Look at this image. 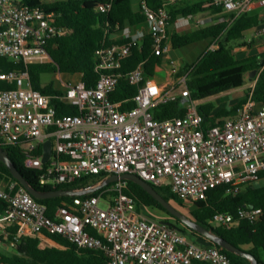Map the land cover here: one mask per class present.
<instances>
[{
	"label": "built area",
	"instance_id": "1",
	"mask_svg": "<svg viewBox=\"0 0 264 264\" xmlns=\"http://www.w3.org/2000/svg\"><path fill=\"white\" fill-rule=\"evenodd\" d=\"M180 1L167 0L157 10L142 2L154 50L165 56L172 49L169 7ZM213 1L234 17L264 6V0ZM192 20L193 15L179 17L176 28ZM63 31L54 16L40 8L0 0V57L26 66L0 71V83L15 85L0 89V144L20 147L25 165L41 172V184L56 188L103 174L136 175L154 187H169L193 206L207 201L214 190L237 194L262 180L264 104L253 99L252 91L235 118L213 127H204L199 102L191 99L187 88L186 115L159 120L152 109L176 101L177 87L185 86L186 77L159 85L148 79L140 64L127 76L138 89L137 106L122 111L112 101L123 62L145 33L133 35L127 43L99 48L98 81L92 87L79 80L63 83L62 100L77 112L59 114L53 104L56 96L33 88L28 66L48 62V44ZM130 32L128 27L124 30L126 38ZM256 36L264 37V27ZM48 140L53 151L44 163ZM127 181H116L96 196L76 198L49 216L47 206L19 181L0 177V199L7 203L0 211V247L15 249L23 238L54 234L78 249L102 252L109 264H231L220 249L198 245L163 220L140 212L134 197L126 193ZM262 215V208L244 206L236 214L216 213L210 224L230 229L242 221L256 222Z\"/></svg>",
	"mask_w": 264,
	"mask_h": 264
},
{
	"label": "trees",
	"instance_id": "2",
	"mask_svg": "<svg viewBox=\"0 0 264 264\" xmlns=\"http://www.w3.org/2000/svg\"><path fill=\"white\" fill-rule=\"evenodd\" d=\"M137 3V8L135 7ZM142 2L150 9L157 10L167 0H50L42 3L41 0H19L22 6L40 8L47 15L55 18L58 27L63 34L52 39L48 44L50 60L46 63H37L28 66L33 88L45 95L56 96L53 104L59 114H75V108L67 105L63 100V90L56 86L54 81L48 84L42 83L44 74H61L77 76L88 87H92L99 79L96 72L98 63L96 51L101 47L114 44L127 43L132 40L134 31L138 28H146L147 17L142 7ZM105 8V11L103 9ZM170 20L168 32L176 30V22L179 17L198 15L205 12H221L222 8L215 6L213 0L189 2L186 5H174L169 7ZM259 11L251 10L238 17L231 16L232 21H223L208 27L198 28L190 33L181 34L173 31L170 36L173 49H181L205 39H214L216 48L207 50L196 62L185 64L178 77H186L185 86L194 101H202L230 90L243 87L246 83V75L254 70H261L253 92V99L258 104H264V60L260 62L258 57H250L238 60L233 51L241 45L245 34L257 28L262 22ZM130 28V36L124 35V30ZM165 55L154 50V35L146 31L140 42L133 44L131 55L123 62L120 70L121 77L116 90L111 94L112 101L120 104L122 111L134 109L137 104L134 97L138 93L136 86L129 83L127 76L138 65L143 64L144 73L150 80H154L156 71L163 65ZM23 62H16L6 57H0V71L8 72L24 70ZM15 85L0 83V89H13ZM249 95V94H248ZM239 103L229 110H221L215 116H210V106H200L199 111L204 116V127H213L222 124L226 119L236 117ZM153 116L159 120L183 117L187 113L184 98L168 104H160L152 109ZM5 150L16 168L21 172L29 184L40 191H53L59 189H79L101 182L108 175L91 176L73 184H65L53 188L43 185L40 181L41 172L25 165L24 151L18 146H5ZM0 177L13 179L10 169L0 161ZM264 181V172L261 174ZM126 193L136 200L137 208L141 212L143 208L157 209L172 220L164 222L180 230L189 240H198L207 243L204 246H214L225 253L231 264H252L248 259L236 255L221 248L218 244L208 240L198 232L188 228L179 219L169 214L162 205L140 185L127 181ZM108 185L95 193L78 197H58L40 200L36 199L48 208V215L53 216L56 209L65 203L72 202L76 198L96 196ZM155 189L169 202L177 203L184 207V201L174 195L169 187ZM7 203L0 199V211L6 208ZM254 206L262 208L263 215L256 222L242 221L233 228L214 227L210 220L218 212L236 214L239 208ZM191 219L203 227L211 229L216 235L224 238L234 246L252 254L259 262L264 264V183L261 187L250 185L237 194L226 195L220 188L211 192L207 201L197 202L190 210ZM49 239L57 246L44 244L39 237H26L21 239L13 254L1 255L0 264H109L102 252L78 249L58 235L47 234ZM200 242V243H201ZM246 246H250L246 249ZM195 264H206L195 262Z\"/></svg>",
	"mask_w": 264,
	"mask_h": 264
},
{
	"label": "crops",
	"instance_id": "3",
	"mask_svg": "<svg viewBox=\"0 0 264 264\" xmlns=\"http://www.w3.org/2000/svg\"><path fill=\"white\" fill-rule=\"evenodd\" d=\"M198 1H202V0H182L176 5L182 6V5H186L189 2H198ZM135 7L137 8L136 2H135ZM253 10L259 11V13H260L259 18L261 19L262 22L260 23V25L257 28H254L245 34V37L242 40L241 45L237 46L234 49L233 53L238 60H242V59L250 58V57H258V60L260 62H262L264 60V37L256 36V32L258 29L264 27V6L258 5ZM231 16H232V14L225 12V11L205 12V13H201L198 15H193V20L190 23H188L184 27H181L178 29L176 28V30H172L169 35L171 36L173 31H177L181 34H186V33L192 32L198 28L208 27V26L215 25V24H218V23L223 22V21H226V22L229 21L230 22V21H232V20H230ZM146 31H149L148 27H147V29L146 28L145 29L144 28H139V29L137 28L134 31V36H136L140 33H146ZM207 40H211V43L209 45L206 42H204ZM216 47H217L216 41L214 39L210 38V39H205V40L196 42L190 46L183 47L181 49H173L172 48L171 51L169 52V54H167L165 56L162 67L157 69L155 80L158 82L159 85H166V84L170 83V82H165L166 78L163 79L161 77H158V74L163 72V71H165V73H168L169 71H171L172 66H169L168 63L174 62L175 63V67H174L175 72H179L185 64H190V62L193 61V55L196 52V50L201 48V50L199 52L200 54H198L199 55L197 58V60H198L201 57V54L203 55L210 48L215 49ZM177 52H179V53H177ZM177 54H180V55H177ZM188 60L190 62H188ZM194 62H192V63H194ZM260 73H261V70L260 71L254 70V71L248 73L246 75V83L243 87L230 90L228 92L216 95V96L211 97V98L219 99L224 94H229V95H232L231 101L233 104H232L231 108L234 107L235 105H238L239 103H242V105H243L248 98L249 91L255 87V84L257 82V79H258ZM71 77H76L77 80L79 79V77H77V76H71ZM182 88L179 89L178 93H180ZM185 94H186V90L184 91V93H181V96H182V98H184V102L186 103V107H187V97ZM179 96H180V94H179ZM208 99H210V98H208ZM205 100H207V99H205ZM202 101H204V100H202ZM208 106H210V116H215L221 110L231 109L229 106H226L225 104H221L218 108H214L211 105H208ZM144 209L149 210L151 208H143L141 210L142 213H143ZM148 215L151 218L160 219L157 214L149 213ZM160 220H162V219H160ZM39 238L43 241L44 244L51 245V246H57V244L54 241H52L51 239H49L48 237H46L44 235L39 236ZM205 244H207V243L201 242V246H204ZM245 248L249 249L250 246H246ZM10 250L14 251L15 249L9 248L6 245L0 247V261L2 259L1 255H10V254L14 253V252L9 253Z\"/></svg>",
	"mask_w": 264,
	"mask_h": 264
},
{
	"label": "water",
	"instance_id": "4",
	"mask_svg": "<svg viewBox=\"0 0 264 264\" xmlns=\"http://www.w3.org/2000/svg\"><path fill=\"white\" fill-rule=\"evenodd\" d=\"M53 151L52 141L48 140L44 144V158L43 162L46 163L50 159ZM0 161H2L11 171V174L14 179L19 181L22 186H24L27 191L36 199L45 200L58 197H78L85 196L91 193H95L98 190L103 189L104 187L119 181V180H128L140 185L144 190H146L150 195H152L162 207L173 217L179 219L184 225L188 228L198 232L208 240L218 244L221 248L226 249L227 251L244 257L251 261L252 264H259L258 260L247 251L240 249L224 238L216 235L211 229L201 226L196 221L191 219L188 215L177 209L171 202L167 201L156 189L154 186L143 180L142 178L136 175H113L99 183L90 185L88 187H83L79 189H59L53 191H40L32 187L29 182L24 178L21 172L16 168L14 163L11 161L9 155L5 150L0 148ZM165 224L171 225V223L164 222ZM172 226V225H171Z\"/></svg>",
	"mask_w": 264,
	"mask_h": 264
},
{
	"label": "rangeland",
	"instance_id": "5",
	"mask_svg": "<svg viewBox=\"0 0 264 264\" xmlns=\"http://www.w3.org/2000/svg\"><path fill=\"white\" fill-rule=\"evenodd\" d=\"M48 1L50 0H41L42 3H47ZM206 42L208 45L211 43V40H207V41H204ZM211 49V48H210ZM201 48H199L198 50H196V52L194 53L193 55V61H189L190 64L192 62H196L197 61V58H198V54H200ZM179 53V52H177ZM177 55H180V54H177ZM202 56V54H201ZM169 66H172L171 67V71H169L168 73H165V71L161 72L158 74V77H161L163 79L166 78L165 82H170V83H177L179 78L181 77H178V73L180 72H175V68L174 66L171 64V63H168ZM155 80V79H154ZM50 81H54L56 83V86L58 88H61L63 89V83L67 82V81H77V78L76 77H71V76H68V75H61V74H44L42 76V83L45 85V84H48ZM156 81V80H155ZM157 82V81H156ZM158 83V82H157ZM183 87V88H182ZM181 89L180 93H178V95L180 94L179 98H182L181 96V93H184V91L186 90V87L184 85H178L177 87V91H179V89ZM231 98H232V95H229V94H224L223 96H221V98L217 99V98H210V99H207V100H204V101H200L199 102V107L201 106H208V105H211L213 106L214 108H218L221 104H225L226 106H229L231 108L232 106V101H231ZM264 181L263 180H260L258 182L255 183V185L257 187H261L263 185ZM185 206L184 207H181L180 205H178L177 203L173 202V205L179 209L180 211H182L183 213H185L186 215L190 216V210L193 209V206L190 204V203H187V202H184ZM102 207H105V204H102ZM145 210V209H144ZM143 210V213L144 215H146L147 217H149V213L151 214H157L158 217L162 220L164 219H167V214H165L164 212L160 211V210H157V209H149V210ZM190 241L198 244V245H201V243L194 239V240H191ZM14 252L13 250H10L9 253H12Z\"/></svg>",
	"mask_w": 264,
	"mask_h": 264
},
{
	"label": "flooded vegetation",
	"instance_id": "6",
	"mask_svg": "<svg viewBox=\"0 0 264 264\" xmlns=\"http://www.w3.org/2000/svg\"><path fill=\"white\" fill-rule=\"evenodd\" d=\"M167 219H169V220H172V218H171V217H169V216L167 217ZM164 220H165V219H164Z\"/></svg>",
	"mask_w": 264,
	"mask_h": 264
}]
</instances>
